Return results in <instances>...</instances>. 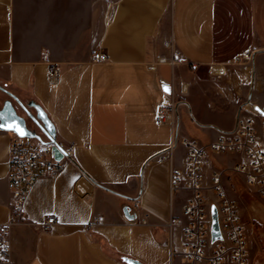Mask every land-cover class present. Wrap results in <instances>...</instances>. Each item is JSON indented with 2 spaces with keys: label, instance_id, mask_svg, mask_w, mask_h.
I'll return each mask as SVG.
<instances>
[{
  "label": "crops",
  "instance_id": "crops-1",
  "mask_svg": "<svg viewBox=\"0 0 264 264\" xmlns=\"http://www.w3.org/2000/svg\"><path fill=\"white\" fill-rule=\"evenodd\" d=\"M97 51L108 59L95 60ZM173 52L177 63L160 60ZM246 52L254 62L264 56V0H0V84L32 113L28 103L39 104L57 141L73 145L72 161L37 180L27 220L11 227L14 262L127 264L128 256L182 264V224L170 221L181 216L188 193L172 190L171 174L184 166L185 139L206 145L235 126L251 96L250 76L233 66ZM50 63L61 66L57 80L48 75ZM8 98L0 89V108ZM251 99L264 106L258 92ZM261 125L259 116L263 133ZM15 136L0 127V223L12 213ZM241 159L206 156V178L222 170L232 198L230 167ZM136 198L137 214L130 209ZM51 215L46 231L42 223Z\"/></svg>",
  "mask_w": 264,
  "mask_h": 264
},
{
  "label": "built area",
  "instance_id": "built-area-1",
  "mask_svg": "<svg viewBox=\"0 0 264 264\" xmlns=\"http://www.w3.org/2000/svg\"><path fill=\"white\" fill-rule=\"evenodd\" d=\"M171 47V43H167ZM251 58L246 52L235 59L242 63ZM97 61H105L108 55L97 51ZM162 62L175 64L179 55L160 58ZM61 66L50 63L48 75L57 80L61 75ZM165 109L161 108L158 121H165ZM259 113L250 103L241 106L235 126L220 133L206 145L195 139H185L186 155L183 168H175L171 174L173 191H185V202L181 216H173L170 225L182 224L184 249L181 252L182 264H252L247 225L242 216L239 202L232 198L224 184L223 171L214 169L208 179L204 173L206 156L213 154L242 155L230 169L244 177L245 185L264 199V133L258 129ZM59 146L63 152L58 159L54 154L55 143L41 142L31 135L15 136L10 145L8 186L12 195V213L9 220L0 223V264H16L12 259L10 240L11 227L27 220L25 204L27 198L42 176H56L72 161L73 145ZM217 209L220 238L212 237V206ZM141 206L139 198L133 201L130 209L136 213ZM55 215L49 216L43 223L44 230H50ZM102 221V216H96ZM87 227V224L85 225Z\"/></svg>",
  "mask_w": 264,
  "mask_h": 264
},
{
  "label": "rangeland",
  "instance_id": "rangeland-1",
  "mask_svg": "<svg viewBox=\"0 0 264 264\" xmlns=\"http://www.w3.org/2000/svg\"><path fill=\"white\" fill-rule=\"evenodd\" d=\"M233 66L244 70L250 76L251 96L249 100H252V94L258 92L261 96L260 104H264V56L259 57L256 62L251 57L242 63H234ZM213 70L217 72L215 68ZM222 70L223 66L220 72ZM249 100L246 103H250ZM259 116L264 133V120L260 114ZM229 180H231V186L227 185V187L230 194L239 202L243 219L247 225L252 264H264V199L245 185L242 175L231 174Z\"/></svg>",
  "mask_w": 264,
  "mask_h": 264
},
{
  "label": "water",
  "instance_id": "water-1",
  "mask_svg": "<svg viewBox=\"0 0 264 264\" xmlns=\"http://www.w3.org/2000/svg\"><path fill=\"white\" fill-rule=\"evenodd\" d=\"M165 90L170 92V88L166 85L164 86ZM0 89H2L4 92H6L10 98L6 99L4 101L3 107L0 108V127L7 128L13 130L17 135L24 136V135H31L36 137L41 142H48L51 141L55 143L54 147V154L55 157L60 159L63 156V152L59 146V143L56 139V131L54 124L44 111V109L34 101L28 103V105H32L36 109V114L32 113L31 110L28 108L27 104H25L22 100H20L14 93H12L10 90H8L6 87L2 86L0 84ZM13 100H16L19 105L24 109L26 112V115L41 129V131L46 135L48 138L47 140H44L40 133L36 131V129H32L27 125V119L20 115L17 112V109L13 103ZM254 109L262 116V119L264 120V106H260L258 104H254ZM24 133V134H21ZM124 213L127 218H133L134 215L130 214L129 207H124ZM212 216H213V223H212V237L213 240H216L220 238L221 233L219 229V223H218V217H217V209L216 206H212ZM264 222V219H263ZM123 260L129 264V262H132V264H145L142 261L128 257L123 256Z\"/></svg>",
  "mask_w": 264,
  "mask_h": 264
},
{
  "label": "bare ground",
  "instance_id": "bare-ground-1",
  "mask_svg": "<svg viewBox=\"0 0 264 264\" xmlns=\"http://www.w3.org/2000/svg\"><path fill=\"white\" fill-rule=\"evenodd\" d=\"M220 69H221V67H215V70H216L217 72H219Z\"/></svg>",
  "mask_w": 264,
  "mask_h": 264
},
{
  "label": "snow or ice",
  "instance_id": "snow-or-ice-1",
  "mask_svg": "<svg viewBox=\"0 0 264 264\" xmlns=\"http://www.w3.org/2000/svg\"><path fill=\"white\" fill-rule=\"evenodd\" d=\"M21 134H24V133H21ZM129 264H132V262H129Z\"/></svg>",
  "mask_w": 264,
  "mask_h": 264
}]
</instances>
